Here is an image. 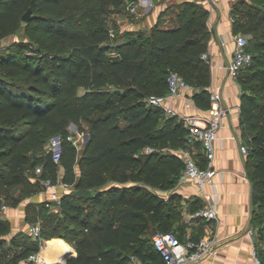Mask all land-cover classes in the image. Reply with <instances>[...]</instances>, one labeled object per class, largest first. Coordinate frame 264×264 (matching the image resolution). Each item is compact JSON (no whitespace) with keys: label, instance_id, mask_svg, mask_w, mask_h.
<instances>
[{"label":"trees","instance_id":"trees-1","mask_svg":"<svg viewBox=\"0 0 264 264\" xmlns=\"http://www.w3.org/2000/svg\"><path fill=\"white\" fill-rule=\"evenodd\" d=\"M124 1L0 0V41L21 32L29 39L0 46V212L3 201L15 206L42 189L40 178L59 176L72 184L58 211L43 202L36 212L46 218L55 213L63 222L61 229L55 222L49 233L41 231L42 238L61 237L75 248L63 264H135L131 255L158 263L153 233L182 229L181 196L172 188L185 162L167 149L176 143L188 147L189 128L147 97L166 93L167 76L176 70L187 81L196 79L194 103L210 107V66L201 57L208 10L201 0H181L174 24L164 26L157 18L148 32L123 30L110 25L107 13L119 11ZM238 7L253 33L247 44L252 61L236 78L240 124L249 132L251 221L263 238L264 0H235V13ZM28 8L30 19L24 21ZM234 26L237 32L236 21ZM70 122L89 134L80 148L67 138ZM53 134L61 136L59 162L48 148ZM146 146L153 149L145 151ZM192 153L204 166L199 142ZM77 190L93 195L86 198ZM9 232V221L0 215V264L21 259L35 264L28 257L39 251L40 239L24 231L8 237Z\"/></svg>","mask_w":264,"mask_h":264},{"label":"crops","instance_id":"crops-1","mask_svg":"<svg viewBox=\"0 0 264 264\" xmlns=\"http://www.w3.org/2000/svg\"><path fill=\"white\" fill-rule=\"evenodd\" d=\"M201 2L208 10L207 28L209 34L205 51L209 53L206 61L209 62L210 66V86L221 87L225 96L223 104L229 109L222 120V126L218 129L219 138L215 142V166L220 172L213 177L212 184L204 186L206 192L217 193L216 208L218 217L217 219L194 217L191 209L196 205H203L207 201L198 193L195 182L178 181L174 190L181 196L183 223L182 229H178L176 233L180 234V238H183L186 233H190L195 239L207 235L216 236L215 253L206 257L201 264H250L252 261V242L248 230L253 227L251 217L255 205L252 201V183L247 176L246 155L242 153L240 148L241 144H248L249 132L240 124V83L236 77L229 76L227 72V66L232 59L234 48L235 0H201ZM126 3L128 9L131 4H136L137 8H140L143 7L146 0H126ZM145 5L142 10H153L152 5ZM166 12L172 11L168 9ZM156 20L157 17L154 21L147 18L141 21L131 20L127 22V26L123 27V30L145 27L142 30L148 32ZM144 21H146L145 24H143ZM174 23L171 22L168 25ZM193 92L194 88L186 92L185 95L176 98L171 103L172 108L178 114L190 113L207 116L208 109L200 108L194 103L192 99ZM199 123H202V121ZM68 129L75 136H85L86 133L84 131L79 132L75 122H70ZM47 198L48 194L40 189L22 199L15 206L4 203L6 207L1 209L0 213L10 223L8 237L18 231L29 234L28 228L34 221L28 219L26 210H28V206L29 209L34 206L38 212L41 204L46 202ZM59 207L53 203V207H50V209L58 211ZM255 238L260 251H263L264 255V235L262 238L257 236L256 233ZM47 240L59 241L67 245L69 252L71 247L73 250L71 256L76 254L75 248L61 237L44 239V242ZM18 264H28V262L21 259Z\"/></svg>","mask_w":264,"mask_h":264},{"label":"built area","instance_id":"built-area-1","mask_svg":"<svg viewBox=\"0 0 264 264\" xmlns=\"http://www.w3.org/2000/svg\"><path fill=\"white\" fill-rule=\"evenodd\" d=\"M131 12H137V5L129 6ZM234 48L232 50V59L227 66L228 75L236 77L241 69L248 66L252 61V54L247 49L248 37L239 32H234ZM201 57L208 60L209 53L202 52ZM193 89V85L189 83L179 72L171 70L167 76V91L164 94H150L147 101L154 105L161 106L167 114H178L171 106V103L178 97L183 96L186 92ZM210 90V107L207 116H199L196 114L184 113L178 114L183 123L189 128L187 136L188 147L180 149L178 153L185 162V168L179 178V182L193 181L198 187V193L206 199V203L198 207L192 215L194 217H202L205 219H217L218 213L216 208L217 193L206 192L204 186L213 183V177L220 171L215 166L216 145L215 142L219 138L218 129L222 126V120L229 110L223 104L225 96L220 86L211 87ZM202 121V123H199ZM73 144L80 148V135L75 136L69 134ZM196 142H199L205 157V165L200 166L193 157V149ZM48 148L51 151L52 159L59 162L61 155V136L53 134L48 140ZM243 154H247V145L240 146ZM153 147L146 146L145 151L152 150ZM36 175L42 172V166L37 165L34 169ZM39 183L48 194L46 205L53 207V203L60 206L61 195L72 189V184L63 182L60 177L53 179L51 177H43L39 179ZM6 207L2 204L1 209ZM42 225L40 219H36L28 228L29 234L33 238H39L41 245L44 238L41 236ZM252 247V261L250 264H264V258L259 254L256 246V230L251 227L248 230ZM152 242L157 250L161 261L152 263L142 261L135 255L130 258L135 264H201L202 261L215 253L217 238L214 235L195 239L190 233H186L184 239H180L173 231H156L152 235ZM40 245V246H41ZM39 251L31 254L28 260H32L35 264H43L39 261Z\"/></svg>","mask_w":264,"mask_h":264},{"label":"rangeland","instance_id":"rangeland-1","mask_svg":"<svg viewBox=\"0 0 264 264\" xmlns=\"http://www.w3.org/2000/svg\"><path fill=\"white\" fill-rule=\"evenodd\" d=\"M181 0H146V3H143V7L146 6L145 4H150L153 7V10H142L143 7L137 8V12H131L126 6V0L124 1V4L120 7V9H118L119 11H114L112 10L111 12L109 11L107 13V19L110 22V25L112 24V21L114 23H116L118 25V27H120L121 29H123V27L125 28L127 25V22H130L131 20H143L144 18L149 19L150 21H154L157 18H159L160 20V24L162 25H168L171 22H175L176 21V17H175V8H176V3L179 2ZM168 9H170L172 12H166ZM158 15V16H157ZM234 18L236 21V31L239 33H242L243 35L247 36L249 39L252 36V32L247 31L246 26L249 23V19L244 17L243 12L240 10V8L238 7L236 13L234 14ZM146 21L143 22V24H145ZM129 24V23H128ZM145 28V27H143ZM142 28V29H143ZM16 41V40H23L25 42H28V36L21 33L12 35L2 41H0V46H4L6 44H8L9 42L12 41ZM30 48H28L27 50H29ZM244 72V71H242ZM188 81L190 83H194L196 81L195 78H189ZM75 135V134H74ZM80 143L83 144V140L85 138V136L80 135ZM182 144L181 143H176L174 145L169 146V148L167 150H171V151H175L177 153L180 152ZM166 150V148H165ZM30 175H32V173H30ZM176 188V185L173 186V190ZM161 194H166V192H160ZM7 204L9 203V200L7 201H3V204ZM180 204L182 206V200H180ZM182 210V207H181ZM37 209L34 206H31L29 211H28V218L31 219L32 221H35L36 219H40L42 227H44V230L46 231V233H49L50 229H51V225L50 224H54L55 222H60V217L55 214L52 213L53 216L51 218H46L44 216L38 215L37 213ZM1 215V214H0ZM63 226V222H60V227L59 229H61ZM55 239V238H54ZM51 240V239H50ZM70 257V256H69Z\"/></svg>","mask_w":264,"mask_h":264},{"label":"bare ground","instance_id":"bare-ground-1","mask_svg":"<svg viewBox=\"0 0 264 264\" xmlns=\"http://www.w3.org/2000/svg\"><path fill=\"white\" fill-rule=\"evenodd\" d=\"M69 254L67 245L59 241L47 240L43 243L39 251V261L43 264L54 261H65Z\"/></svg>","mask_w":264,"mask_h":264},{"label":"water","instance_id":"water-1","mask_svg":"<svg viewBox=\"0 0 264 264\" xmlns=\"http://www.w3.org/2000/svg\"><path fill=\"white\" fill-rule=\"evenodd\" d=\"M30 14H31V9L28 8L26 11L23 12V14L21 15V18L22 20L24 21H28L30 19ZM89 134L86 132L85 133V140L84 142L87 140ZM77 194H79L80 196H83V197H86V198H89L93 195L92 191L91 190H77L76 191ZM69 257H66L65 261L68 259ZM65 261H54V262H51V263H55V264H63Z\"/></svg>","mask_w":264,"mask_h":264}]
</instances>
